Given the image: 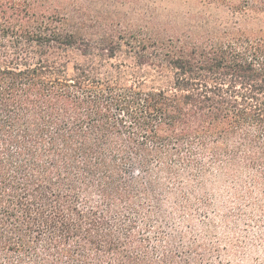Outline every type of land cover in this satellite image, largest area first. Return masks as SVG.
<instances>
[{"label":"trees","instance_id":"1","mask_svg":"<svg viewBox=\"0 0 264 264\" xmlns=\"http://www.w3.org/2000/svg\"><path fill=\"white\" fill-rule=\"evenodd\" d=\"M165 1L0 0V264H264V0Z\"/></svg>","mask_w":264,"mask_h":264},{"label":"rangeland","instance_id":"2","mask_svg":"<svg viewBox=\"0 0 264 264\" xmlns=\"http://www.w3.org/2000/svg\"><path fill=\"white\" fill-rule=\"evenodd\" d=\"M77 1H78V5L80 7V0H77ZM163 5L167 9H169L170 11H172V12L173 11H178V10H181L182 9L181 5L177 1H175V0H167V1H165L163 3ZM255 255H260V252H258V254L257 253L252 254L253 257H255ZM244 263L249 264L250 263V260L244 261Z\"/></svg>","mask_w":264,"mask_h":264}]
</instances>
